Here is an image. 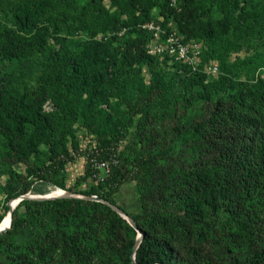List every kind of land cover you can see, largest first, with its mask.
Wrapping results in <instances>:
<instances>
[{"label":"rangeland","instance_id":"374dc122","mask_svg":"<svg viewBox=\"0 0 264 264\" xmlns=\"http://www.w3.org/2000/svg\"><path fill=\"white\" fill-rule=\"evenodd\" d=\"M77 1V18L58 22L38 47L24 45L21 58L4 69L10 80L3 81L9 92L49 94L41 112L73 160L54 179L40 180L43 157L17 162L0 137V226L24 190L39 196L59 188L82 196L55 199L53 208L18 204L13 212L23 229L0 264L24 257L31 264H135L131 251L139 234L104 207L109 204L132 220L166 218L178 228L160 234L178 254L172 264L248 262L264 239V0H193L198 33H178L188 59L160 55L154 66L141 68L131 89L98 101L95 110L87 81L68 79L61 60L55 62L61 48L74 54L92 37L106 40L113 22L123 27L134 13L148 12V23L169 31L162 8H179L184 0H141L140 7L134 0ZM0 22L11 28L1 10ZM148 33L150 50L157 41L166 44L163 35ZM215 118L226 124H214ZM25 131L40 152L56 146L34 126ZM98 138L118 142L119 169L104 180L88 158ZM239 138L248 145L241 159L232 157ZM194 171L215 181L219 211L208 206L204 217L186 212Z\"/></svg>","mask_w":264,"mask_h":264},{"label":"trees","instance_id":"16d2710c","mask_svg":"<svg viewBox=\"0 0 264 264\" xmlns=\"http://www.w3.org/2000/svg\"><path fill=\"white\" fill-rule=\"evenodd\" d=\"M134 1L136 6L140 7L141 0ZM78 9L77 0H0V10L4 12L5 20L11 26L8 29L0 22V75L3 74L0 78V82L2 81L0 83V137L5 140L9 157L17 162L25 161L32 155L43 157V168L39 170L37 176L40 180H45L49 176L54 179L55 175L73 160V152L61 141L62 137L54 136L57 132L56 126L41 112L42 105L48 99L49 94L37 89L24 93L7 91L4 88L6 82L3 81H9L10 76L4 75V69L13 59L21 58L24 54V45L29 48L30 43L34 41V47H38L41 42L45 43L48 33L56 28L58 22L77 18ZM162 10H165V23H172L179 34L197 35L195 23L199 15L193 6V0H184L179 8L163 7ZM143 13L137 16L134 13L130 19L131 22L123 27L113 22L110 28L113 35L106 40L99 41L92 37L74 54H69L66 48H61L57 53L58 58L55 62L58 63L61 60L65 66L61 69L67 71L68 79L87 81L89 101L94 110L97 109L98 101L114 95L119 96L131 89L138 82L143 66L148 65L151 68L158 63L160 56L149 53L148 46L152 37L143 25L150 19L147 16L148 12ZM122 31L123 34H120ZM208 32L211 33L212 28H208ZM213 123L226 124L225 119L218 118L213 119ZM29 125L36 127L41 132V137L55 142L56 146H52L49 152H40L33 136L26 134L25 128ZM97 143L94 154H99L106 160L111 158L117 160V164L111 167L109 176H112L119 169V160L115 156L118 142L112 143L98 138ZM246 143L243 138L237 139L232 157L241 159L240 155L248 151ZM75 150L77 151V147ZM193 181V192L185 196L188 215L204 217L208 206L219 211L220 206L216 202L218 189L210 174L194 171ZM27 192L28 190H24L13 198L17 199ZM56 201L59 200H23L19 204L25 202V204L49 205L53 208ZM61 201L83 202L78 199ZM104 207L117 215L111 207L105 205ZM12 217L11 229L0 236V255L13 248L9 244L10 239L23 229V224L15 219V212ZM133 220L143 235L136 251L135 264H172L173 260H177L178 254L167 248L168 244L163 237H160V234L167 231L178 233V228H174L166 218L139 219L133 217ZM124 222L135 237L137 231L126 220ZM10 264H31V262L24 257L13 259ZM240 264H264V239L252 250L249 261Z\"/></svg>","mask_w":264,"mask_h":264},{"label":"built area","instance_id":"2783aa9c","mask_svg":"<svg viewBox=\"0 0 264 264\" xmlns=\"http://www.w3.org/2000/svg\"><path fill=\"white\" fill-rule=\"evenodd\" d=\"M143 28L150 31L158 39L161 35H163L166 42L165 45L158 41L154 43L151 50L149 49L150 54L160 56L166 53L174 56L177 60L188 59V50L184 44L180 42L178 32L172 23L168 26L169 31L162 30L161 26L152 22L145 24ZM94 150H96V147ZM94 150H92L91 154L88 156L89 163L95 171L100 172V176L102 180H104V178L110 174L111 167L117 164V160L115 158L108 160L103 159L99 156V154H94Z\"/></svg>","mask_w":264,"mask_h":264},{"label":"water","instance_id":"95a60500","mask_svg":"<svg viewBox=\"0 0 264 264\" xmlns=\"http://www.w3.org/2000/svg\"><path fill=\"white\" fill-rule=\"evenodd\" d=\"M81 196L82 195H76V194L71 193L69 196H67V198H81ZM36 198H43V197L41 195H39V196H33V195L30 194L29 196L28 195H22V196L18 197L17 199H18V201H21V200H24V199H36ZM55 199H58V198H55ZM109 206L117 214H119L124 220H126L129 223V225L132 228H134L138 232V234H139V237L137 238V241H136L135 245L133 246L132 255H131V258H132L133 262H135L136 251H137V249H138V247L140 245V239L142 238L141 232L138 229L137 224L123 210H121L119 208H116L114 206H111L110 204H109ZM14 209H15V207L14 208H10V214H11V216L13 215V210ZM11 226H12V221H11V223H10V225H9L8 228H6V229L3 228V229L0 230V235L2 233L6 232L7 230H9L11 228Z\"/></svg>","mask_w":264,"mask_h":264},{"label":"bare ground","instance_id":"6f19581e","mask_svg":"<svg viewBox=\"0 0 264 264\" xmlns=\"http://www.w3.org/2000/svg\"><path fill=\"white\" fill-rule=\"evenodd\" d=\"M71 193L67 192L63 189H56V190H51L49 193L45 194V195H41L43 198H36V199H24V200H36V201H44V200H54L55 198H63V197H67L69 196ZM26 195H30V194H26ZM23 201V200H21ZM21 201H18V199L13 200L9 206L10 208H14L16 207ZM12 221V216L10 214V211L6 214V216L4 217L2 224L0 226V230L3 228H8L10 223Z\"/></svg>","mask_w":264,"mask_h":264}]
</instances>
